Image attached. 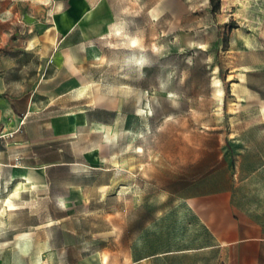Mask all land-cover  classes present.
<instances>
[{
  "label": "rangeland",
  "instance_id": "1",
  "mask_svg": "<svg viewBox=\"0 0 264 264\" xmlns=\"http://www.w3.org/2000/svg\"><path fill=\"white\" fill-rule=\"evenodd\" d=\"M0 69L47 179L2 264H264L210 247L264 235V0H0Z\"/></svg>",
  "mask_w": 264,
  "mask_h": 264
},
{
  "label": "crops",
  "instance_id": "2",
  "mask_svg": "<svg viewBox=\"0 0 264 264\" xmlns=\"http://www.w3.org/2000/svg\"><path fill=\"white\" fill-rule=\"evenodd\" d=\"M13 88L11 71L0 69V249H5L11 243L13 185L16 183H19L20 187L27 186V184L42 185L47 180L43 167L24 166L21 157L19 162L13 164V154L21 155L24 151L26 143L21 139V128L35 106L31 93L11 95L9 92ZM28 174L29 178H27ZM230 214L231 211H229L227 234L216 235V226L213 225V244L210 247H228L241 260L245 259L243 251L246 250L247 254L253 257V251L261 250L264 245L261 226L253 222L251 224L252 233L249 234L247 230H242L238 226L236 219H232ZM247 236L252 241L245 239ZM240 249L242 252H239ZM0 264H2L1 260ZM241 264L248 263L242 261Z\"/></svg>",
  "mask_w": 264,
  "mask_h": 264
},
{
  "label": "bare ground",
  "instance_id": "3",
  "mask_svg": "<svg viewBox=\"0 0 264 264\" xmlns=\"http://www.w3.org/2000/svg\"><path fill=\"white\" fill-rule=\"evenodd\" d=\"M116 125L117 124H115V126H113V128H111L110 125H106L105 126L104 133H105L106 140H110V139H113L115 137V135H116ZM104 262H106V259H104Z\"/></svg>",
  "mask_w": 264,
  "mask_h": 264
},
{
  "label": "trees",
  "instance_id": "4",
  "mask_svg": "<svg viewBox=\"0 0 264 264\" xmlns=\"http://www.w3.org/2000/svg\"><path fill=\"white\" fill-rule=\"evenodd\" d=\"M212 2H213V0H212Z\"/></svg>",
  "mask_w": 264,
  "mask_h": 264
}]
</instances>
